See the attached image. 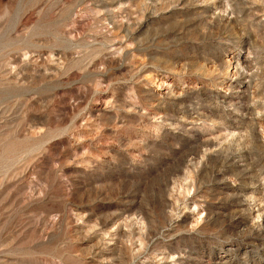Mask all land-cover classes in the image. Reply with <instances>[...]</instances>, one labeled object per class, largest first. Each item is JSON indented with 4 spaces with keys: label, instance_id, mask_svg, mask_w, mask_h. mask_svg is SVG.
Returning a JSON list of instances; mask_svg holds the SVG:
<instances>
[{
    "label": "rangeland",
    "instance_id": "rangeland-1",
    "mask_svg": "<svg viewBox=\"0 0 264 264\" xmlns=\"http://www.w3.org/2000/svg\"><path fill=\"white\" fill-rule=\"evenodd\" d=\"M0 264H264V0H0Z\"/></svg>",
    "mask_w": 264,
    "mask_h": 264
}]
</instances>
